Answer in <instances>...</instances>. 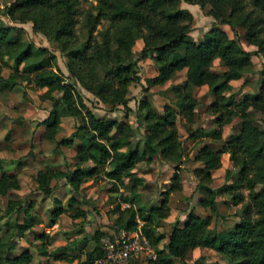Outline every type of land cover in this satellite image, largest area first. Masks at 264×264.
<instances>
[{
    "label": "trees",
    "instance_id": "16d2710c",
    "mask_svg": "<svg viewBox=\"0 0 264 264\" xmlns=\"http://www.w3.org/2000/svg\"><path fill=\"white\" fill-rule=\"evenodd\" d=\"M182 1L205 6V12L214 19L198 39L188 33L191 14L186 6L179 4L180 0H94L83 10L77 0H11L1 6V12L14 20H29L32 29L55 42L65 57L67 73L58 67L53 51L25 38L13 26L0 23V65L4 63V55L11 58L9 71L5 75L0 73V90L10 88L21 79L31 86H44L40 96L51 99L46 115L39 119L44 136L55 144H69L76 133L83 135L76 142L72 156L76 161L90 160L91 170L102 163L106 165L101 172L109 180L108 189L115 193L109 199L111 210L116 212L115 226L130 227L140 219V229L153 245L154 254L145 264H172L174 257L182 258L193 246L211 247L223 254L229 264H264V65L259 69L256 89L243 91L235 98L225 93L231 86L229 80L241 76L244 65L251 61L252 50L243 47L236 36L229 35L218 24L225 22L234 32L236 25L242 26L245 40L254 44L255 51L264 59V0ZM135 32L142 42L137 54L131 49ZM146 56L156 66L154 73L145 76L146 85L163 82L181 67H184V77L162 89L168 100L160 110L147 98L137 100V122L143 124L138 146L129 135L131 124L127 119L91 110L81 100L75 84L79 83L104 101L108 109L116 103L126 106L128 84L138 79L137 60ZM213 57L222 65L221 69L210 67ZM199 84H205L210 94L204 104L215 124L210 137L219 140L221 125L233 116H237L238 127L233 134L220 139L218 145L202 142L193 153L194 159L199 160L191 168L200 192L196 201L207 207L208 212L200 214L188 209L183 222L173 221L164 230L158 225L168 212L167 193L180 188L179 171L177 167L172 170L158 200L143 202L137 197L138 187L145 185V177L133 166L141 159L149 161L153 155L179 162L183 152L175 125L176 115L188 136L195 138L203 134L201 124L192 126L197 99L187 89V85ZM53 90L58 91L57 96ZM58 102L80 121L70 132L56 138ZM249 109L257 110L259 116L251 115ZM222 151L227 152L233 166L232 171L225 170L229 180L224 182L223 191L228 193L231 203L239 206L238 216L232 223L216 227L210 224V214L217 215L215 189L210 181L211 169L219 165ZM2 160L0 156V194L19 185L17 174L4 169ZM79 173L78 167L65 171L43 165L35 169L33 178L36 187L48 193L51 177L64 176L77 187ZM13 207L23 212L20 220L11 222L17 233L40 220L31 209L30 201L7 198L4 211ZM65 208L59 203L52 205L48 210L49 221H54ZM84 213L83 208H74L69 215ZM101 232L93 229L90 234L93 243L82 249V257L77 251L65 250L57 251L53 257L63 258L70 264H91L100 252ZM35 235L46 236L43 230ZM164 237V246H159L157 242ZM84 238L81 235L78 239ZM11 246L4 232L0 235V261L16 264L30 259L27 248L12 252ZM73 257L76 259L71 262ZM200 258L197 256L195 260Z\"/></svg>",
    "mask_w": 264,
    "mask_h": 264
},
{
    "label": "rangeland",
    "instance_id": "374dc122",
    "mask_svg": "<svg viewBox=\"0 0 264 264\" xmlns=\"http://www.w3.org/2000/svg\"><path fill=\"white\" fill-rule=\"evenodd\" d=\"M11 0H0V8ZM94 0H77L80 10L86 8ZM179 4L186 6L191 14L190 28L188 33L194 39L201 37L202 32L213 22V17L205 12V6L202 7L197 3H189L180 0ZM81 14L76 15L79 20ZM0 23L9 24L18 29L22 35L32 40L35 44L43 45L55 54L58 67L63 73H67L64 63L65 57L57 47L55 42L46 38V36L37 30L32 29L29 20H14L1 12ZM101 23L97 24V27ZM218 24L229 34L236 36L241 45L252 50L250 54L251 61L244 65L242 75L231 78V86L224 90L229 93L231 98L240 96L243 91L254 90L258 85L259 69L264 65L262 55L255 51V45L245 40L243 27L236 25L235 32L225 22ZM141 38L137 32L134 33L131 49L134 54L138 53L141 46ZM3 62L0 65V73L5 75L10 69L11 58L3 56ZM138 79L129 82L127 90L126 106L116 103L112 109L107 108V104L97 98L89 90L85 89L79 83L75 84L81 100L91 110L99 114H113L120 119H127L131 128L129 135L135 145H140L142 139L143 124L137 122L136 117L139 113L137 100L147 98L158 109L164 101L168 100L166 93L162 89L175 80L184 77V67L175 70L172 77L167 78L161 83L146 85L145 76L155 72V64L150 57H140L137 60ZM211 68L219 70L222 65L213 57ZM67 76V75H66ZM68 78V77H66ZM44 86H31L24 80H18L10 88L0 90V156L3 158L2 166L4 169L14 171L17 174L19 185L16 188H8L7 191L0 194V235L4 232L7 234L8 242L12 246L10 250H19L22 246L30 249L32 260L30 264H70L64 260L53 258V254L63 250V244L69 245V252H78V256H83L82 249L93 243L90 237L94 228L103 232L116 229L113 219L116 215L111 210L112 201L110 196L115 194L108 189L109 180L102 174L101 169L106 165L104 163L91 170L92 163L90 160L76 161L72 154L73 149L83 135L76 133L69 144H55L54 141L46 138L43 134V124L39 119L46 115L51 106V99L40 96ZM187 89L196 97L197 104L194 107L195 120L192 126L201 124L203 134L197 137H190L184 129L180 119L176 115L175 125L182 144V155L179 162H170L162 159L158 155H153L149 161L143 159L135 162L133 169L145 177V185L138 187L139 195L137 200L150 202L158 200L161 196V189L168 184L169 176L172 170L177 167L180 175L181 185L179 189L170 190L167 193V203L169 205L167 214L163 217L158 225L159 228L167 230L170 224L175 221L183 222L188 209L204 214L208 212L207 207L197 203L196 199L199 190L196 186L195 176L191 168L199 163L194 159L195 149L202 143L208 142L212 145H218L220 139L233 134L238 127L237 116H233L228 122L221 125L220 139L214 140L210 137V132L215 127L211 120V113L204 109V104L210 98L205 84L187 85ZM169 93V90H166ZM54 96L58 95L57 90L52 91ZM55 109L59 115V126L54 132L58 138L74 129L75 124L80 121L75 114H70L63 105L56 103ZM253 116H259L257 110L249 109ZM50 165L61 168L65 171L79 168V182L77 187H73L64 176L51 177L49 184L51 190L43 193L36 187L33 178L34 171L37 167ZM233 170L231 162L223 151L220 153L219 165L211 169V185L215 189V203L217 215L210 214V224L216 227H224L232 223L238 216L237 209L239 203H231L229 195L223 191L224 182L229 178L225 175V170ZM119 190L126 191L125 188L119 187ZM7 198H15L23 202L31 201V209L34 210L41 220L36 222L22 232L17 234L11 226L14 220H20L22 210L13 207L5 212L4 205ZM53 198H57L56 201ZM70 203H67V202ZM59 203L66 206L64 212L57 215L56 221L51 226H47L48 210L50 206ZM124 202H120L123 205ZM74 208H83V215L70 216L69 213ZM48 228V229H45ZM43 230L46 236L37 237L35 233ZM84 235V240H79V236ZM164 238H161L157 244L164 246ZM71 242V243H70ZM73 244V245H71ZM197 256H204L209 264H228V259L220 252L211 248L188 249L182 258L174 257L172 264H184L185 260H195ZM202 258V257H201ZM75 258L72 259L74 261ZM71 261V262H72ZM197 261H200L197 259ZM0 264H7L1 260ZM140 264H145L142 261ZM187 264V263H186Z\"/></svg>",
    "mask_w": 264,
    "mask_h": 264
},
{
    "label": "built area",
    "instance_id": "2783aa9c",
    "mask_svg": "<svg viewBox=\"0 0 264 264\" xmlns=\"http://www.w3.org/2000/svg\"><path fill=\"white\" fill-rule=\"evenodd\" d=\"M137 219L130 227L118 226L114 230L100 233V252L91 264H140L153 256L154 249L148 237L140 229Z\"/></svg>",
    "mask_w": 264,
    "mask_h": 264
},
{
    "label": "crops",
    "instance_id": "0c3cea01",
    "mask_svg": "<svg viewBox=\"0 0 264 264\" xmlns=\"http://www.w3.org/2000/svg\"><path fill=\"white\" fill-rule=\"evenodd\" d=\"M225 154H227V152L226 151H223ZM7 191V190H6ZM26 202H29L28 200L26 201ZM31 202V201H30ZM31 205H32V202H31ZM51 207V206H50ZM65 210H63V211H60L58 214H60L61 212H64ZM23 214V213H22ZM57 214V215H58ZM57 215L55 216V219H54V221H49V219H48V221H47V226H51V225H53V223L56 221V219H57ZM38 216H39V214H38ZM39 218H40V220H41V217L39 216ZM39 220V221H40ZM39 221H37V222H39ZM34 223H36V222H34ZM34 223H32V225L34 224ZM32 225L30 226V227H32ZM29 227V228H30ZM29 228H26V229H29ZM26 229H24V230H26ZM45 229H48V228H45ZM23 230V231H24ZM22 231V232H23ZM22 232L21 233H17V234H19V235H21L22 234ZM39 232V231H38ZM71 245H73V244H71ZM14 246V245H13ZM12 246V247H13ZM23 248H27L26 246H22L19 250H21V249H23ZM64 249L63 250H65V251H67V252H69V250H68V248H69V245H66L65 247H63ZM204 249V248H211V247H208V246H193V247H191L190 249ZM28 249V248H27ZM212 249V248H211ZM19 250H14V249H12L11 251L12 252H18ZM29 251H30V249H28ZM30 253H31V251H30ZM69 253H73V252H69ZM82 257V256H81ZM202 258H200L199 260L200 261H197V260H192V261H186L185 260V262H184V264H186V263H189V264H209L208 263V260L206 259V257H204V256H201ZM53 258H56V257H53ZM73 258H75L76 259V257H73ZM72 258V259H73ZM58 259H60V260H64L65 262H67L65 259H63V258H58ZM32 260V254H31V256H30V259L28 260V261H19V262H17L16 264H30L31 261ZM72 261V260H71ZM205 262V263H204ZM8 264V263H7ZM228 264H229V262H228Z\"/></svg>",
    "mask_w": 264,
    "mask_h": 264
}]
</instances>
